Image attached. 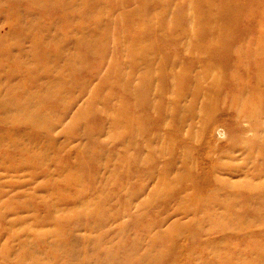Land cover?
Here are the masks:
<instances>
[{
  "label": "rangeland",
  "instance_id": "1",
  "mask_svg": "<svg viewBox=\"0 0 264 264\" xmlns=\"http://www.w3.org/2000/svg\"><path fill=\"white\" fill-rule=\"evenodd\" d=\"M4 81L0 264H264V0H0Z\"/></svg>",
  "mask_w": 264,
  "mask_h": 264
},
{
  "label": "bare ground",
  "instance_id": "2",
  "mask_svg": "<svg viewBox=\"0 0 264 264\" xmlns=\"http://www.w3.org/2000/svg\"><path fill=\"white\" fill-rule=\"evenodd\" d=\"M20 59V58H19ZM20 60H17V58H14L13 57V59H12V62H16V64L17 65H19L20 64V62H19ZM142 64H147V61H142ZM145 69L146 70H149L148 69V66H145ZM9 73H13L12 71H6L5 73H4V75H5V78H8L9 77ZM144 73V72H143ZM146 75L144 74V75H141V76H139V86L137 85L136 87H134L133 88V92H134V96H136V97H134V101H135V103H139V105L141 106L146 100H147V90H148V88H149V86H150V78H148V77H145ZM2 84H4V86H5V90L3 91V92H0V121L1 122H9V121H11V122H15L16 121V119H15V117L16 116H19V117H28V118H30L31 119V121H32V123H33V128L35 129V131L33 130V133H32V136H38V133H37V131H38V128L40 127V125H41V123H40V121H39V118H41V116H39L38 115V111H39V103L40 102H34V101H29V97L31 96L33 99L35 98V94L33 93V92H29V91H26V90H22V93H21V95H24L25 96V99H22V100H19V101H15L16 99H15V93H14V90H13V88L11 87V86H9L8 85V83L7 82H0V88H1V86H2ZM20 86V85H19ZM137 94V95H136ZM175 107H179V106H175ZM186 108H187V110H189L190 109V105H186L185 106ZM14 115H16V116H14ZM249 121V120H248ZM124 133H127L126 131H124ZM123 133V134H124ZM248 135H250V134H248ZM51 141L49 140V143H50ZM0 147H2V141L0 140ZM11 147H12V149L13 148H15V147H19L18 145H15V144H13V145H11ZM22 150L23 149H26V147L25 146H22V147H20ZM245 153H248V151H245ZM240 157V156H239ZM212 162V164H215V162L214 161H211ZM250 162H252V161H250ZM216 166H219V168L218 169H220V165H219V162H217L216 161ZM254 167V166H253ZM252 179L253 178H255L254 176H250ZM262 191V190H261ZM254 194H256V193H259V192H253ZM260 196H264V191H262L260 194H259ZM258 195V196H259ZM247 197H249V196H247ZM264 198V197H263ZM225 199H227V197H225V198H222V200H225ZM230 199V198H229ZM252 199H256V197H252V198H245V200H246V202H251L250 200H252ZM257 200V199H256ZM227 204V203H226ZM224 206H226L225 204H224ZM226 208H227V206H226ZM211 215V214H210ZM247 221V220H246ZM246 221L244 222V229H245V225L247 224L246 223ZM248 221H249V223L248 224H250V223H252L253 221H251L250 219H248ZM204 224H207V225H209V226H212V225H216V224H214V220H210V221H207V220H204ZM239 223H237V225H238ZM215 228V227H214ZM213 227H212V230L214 229ZM197 235H198V233H197ZM200 235V234H199ZM215 235V234H214ZM213 235V236H214ZM194 237H195V235H194ZM162 244V247H161V250L163 249V251H159L158 253H163V252H165V251H167V249H169V238L167 237V239H165V240H163V242L161 243ZM166 247V249H164ZM218 249V248H217ZM220 249V248H219ZM244 249V248H243ZM253 249V248H252ZM192 250H193V248H192ZM222 252V251H221ZM245 252V251H244ZM224 253H230V252H224ZM166 254H167V252H166ZM166 254H165V256H166ZM238 254H240L239 252H238ZM237 254V255H238ZM263 254V253H262ZM200 255V254H199ZM213 255L215 256V254L213 253ZM223 255V254H222ZM228 256V255H227ZM217 257H218V255H217ZM242 257V256H241ZM262 257H263V255H262ZM208 258V257H207ZM210 258H211V256H210ZM223 258V257H222ZM232 258V257H231ZM257 258H260L261 259V261H264V259L262 260V258L261 257H258L257 256ZM259 259V260H260ZM209 260V259H208ZM212 260V259H211ZM218 261H219V259H218ZM221 261V260H220ZM253 261V260H252ZM258 261V260H257ZM255 263V262H254ZM253 263V264H254ZM260 263V262H259ZM261 263H263V262H261ZM149 264V263H148ZM153 264H156V263H153ZM158 264V263H157ZM221 264V263H220ZM226 264V263H225ZM251 264V263H250Z\"/></svg>",
  "mask_w": 264,
  "mask_h": 264
}]
</instances>
